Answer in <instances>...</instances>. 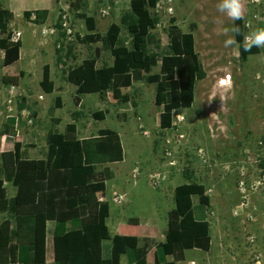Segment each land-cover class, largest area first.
<instances>
[{"label":"rangeland","instance_id":"374dc122","mask_svg":"<svg viewBox=\"0 0 264 264\" xmlns=\"http://www.w3.org/2000/svg\"><path fill=\"white\" fill-rule=\"evenodd\" d=\"M247 2V20L264 10V1L256 6ZM218 3L219 0H172L176 24L183 32L193 34L194 47L205 71V78L195 83L193 102L177 110L185 119L172 136L173 132L159 128L161 109L153 105L155 85L134 82L131 88L124 90L131 96V103L127 104L116 102L110 94L100 98L97 93L82 94L79 108L72 102L75 86L66 81L65 72L91 51L75 39L76 35L86 33L85 23L77 18V13L93 16L97 31L102 34L112 22L119 23L129 12V0H106L107 16L99 14L95 0H85V6L80 0H0V6L11 10L16 17L9 28L22 31L20 59L33 66L32 72L24 71L21 76L18 73L21 63L3 67L0 51V137L6 120L20 114L22 98L31 114L38 113L39 96L43 94L39 86L41 70L44 62L49 61L53 72L56 70L51 78L61 89L57 93L43 94L38 119L33 117L31 125L22 120L14 128L20 130L25 139L35 137L43 146L49 132H62L66 124L74 123L71 112L76 110L79 118L75 124L81 134L105 128L119 133L123 161L110 164L115 177L107 181L102 194L110 207L107 226L111 235L136 236L141 246L143 232L153 229L144 225L153 223L158 233L151 239L155 243L163 241L167 212L173 207L174 187L185 183L183 174L189 172L193 179L204 184L210 198L207 222L211 246L208 252L185 250L183 260L176 264H264V185L248 189L244 203L237 184L245 175L256 181L260 171L258 164L264 161V48L241 61L236 44L225 47L224 41L229 36L234 38V33L230 31L225 36L221 34L222 29H231L234 22L218 12ZM44 7L51 13L44 25L23 19L22 11ZM62 14L67 15L72 29L69 39L57 27ZM167 19L160 14V26L154 31L161 49L167 44ZM250 22L253 28L258 23L256 19ZM261 24L264 26V22ZM42 27L55 30L45 38V45L44 37L40 36ZM120 36L126 43L129 41L125 27L121 28ZM67 46H71L73 58L65 57ZM59 48H62L63 64L57 62ZM29 51L30 55L25 58ZM98 61L99 66L110 63V54L102 53ZM158 71L159 66L151 73ZM56 96L62 99L61 108L54 106ZM172 100L178 101V94L172 95ZM50 106L52 116L60 119L57 126L48 118ZM99 110L107 111L105 117L94 120L91 113ZM259 140L262 144L256 146ZM166 151L171 152L168 159L164 157ZM170 161L173 165H169ZM135 167L139 177L132 179L129 173ZM240 168L243 176L239 179ZM155 172L163 178L157 186L150 178ZM116 189L126 193L121 204L111 199ZM129 219H137L140 224L131 225ZM165 259L172 260L171 257ZM120 264H128L126 256L121 257Z\"/></svg>","mask_w":264,"mask_h":264},{"label":"trees","instance_id":"16d2710c","mask_svg":"<svg viewBox=\"0 0 264 264\" xmlns=\"http://www.w3.org/2000/svg\"><path fill=\"white\" fill-rule=\"evenodd\" d=\"M80 1L85 6V0ZM156 1L129 0V12L119 23L112 22L103 34L96 31L93 16L77 13L87 32L76 35L75 39L91 51L65 72L66 80L76 87L72 99L74 106L80 104L82 94L89 93H97L100 98L110 94L120 104L131 103V96L124 90L131 88L134 82L142 81L155 85L153 105L161 108L159 128L168 130L172 111L193 102L195 83L205 78L193 34L183 32L171 16L165 29L167 44L161 49L160 40L154 33L159 22V16L152 9ZM47 15L48 11L44 9L22 13L25 20L33 16L32 21L36 24H44ZM13 17L12 12L0 6L3 67L19 59L21 42L11 41L9 34ZM243 22L235 21L233 27L238 26L246 32ZM57 27L60 28L58 24ZM122 27L130 37L127 43L120 36ZM234 38L241 61L261 51L254 47L251 52H244L242 36L234 33ZM61 51L62 48L57 49V62L63 64ZM102 53L110 54L111 65L97 66ZM69 56L73 58L71 46L66 48L65 57ZM157 66L158 73H151ZM39 85L46 94L54 90L47 64L42 67ZM177 94L178 101L172 100V95ZM22 101L19 111L26 108L24 98ZM54 106L61 107L59 97ZM106 112L95 111L91 117L103 120ZM78 114L72 113L74 121ZM18 117L7 119V142L15 135ZM122 161L123 147L118 132L105 128L91 137L78 138L75 123H68L63 133L47 135L45 159L23 158L20 144L16 142L12 149L1 152L0 213H5L7 218L0 224V264H45L48 222L53 223V264H120L123 255L128 264H176L183 260L185 250L208 252L211 246L207 222L210 198L204 184L193 179L189 172L183 174L187 181L173 190V207L167 212L163 241L155 243L144 238L140 246L136 236L110 234L106 222L110 214L109 203L99 201V197L106 189V181L113 178L106 165ZM260 165L264 167V162ZM5 182L16 189L10 199L6 195ZM69 200L75 203L69 206ZM129 224L137 223L130 220ZM154 231L158 233L157 228ZM166 257L172 260H166Z\"/></svg>","mask_w":264,"mask_h":264},{"label":"crops","instance_id":"0c3cea01","mask_svg":"<svg viewBox=\"0 0 264 264\" xmlns=\"http://www.w3.org/2000/svg\"><path fill=\"white\" fill-rule=\"evenodd\" d=\"M2 8H4V7H2ZM5 9V8H4ZM7 10H9V9H7ZM34 10H38V9H34ZM44 10H47L48 11V15H47V18H46V21L45 22H47V21H49V19H50V17H51V13H50V9H48L47 7H44ZM10 12H12L11 10H9ZM24 11H31V10H24ZM24 11H22L21 12V14L24 12ZM12 14H13V12H12ZM14 15V14H13ZM13 18H16L15 16L13 17ZM12 20H14V19H12ZM44 22V23H45ZM95 23H96V20H95ZM114 23V22H113ZM260 23H262V21H260V22H258L257 24H256V27L257 26H259V24ZM39 25H44V24H39ZM107 30V29H106ZM96 31H97V25H96ZM86 32H87V30H86ZM98 32V31H97ZM106 32V31H105ZM104 32V33H105ZM246 32H247V30H246ZM99 33V32H98ZM85 34V33H84ZM103 34V33H102ZM57 39V38H56ZM98 46V45H97ZM261 49V48H260ZM20 50H21V48H20ZM1 51V50H0ZM3 53V52H2ZM27 55H30V51L29 52H27L26 53V56H25V58L27 57ZM101 56V55H100ZM111 57V56H110ZM2 58H3V56H2ZM21 58V53L19 52V59H18V61H16L14 64H16V63H21L20 64V66H19V69H20V71L18 72L21 76L23 75V73H24V71H29V73L30 72H32L33 71V66H32V64L31 65H29V63H23L22 62V60L20 59ZM100 58V57H99ZM24 59V58H23ZM21 60V61H20ZM83 60V59H82ZM81 60V61H82ZM98 63H99V61H98ZM98 63H97V66L98 67H101V66H103V65H105V64H103V65H98ZM111 63H112V58H111V61H110V63H108L107 65H111ZM14 64H12V65H14ZM45 64H47L48 66H49V69H50V79H51V81L53 82V80H52V75L51 74H53V73H55L56 74V70L53 72V69H52V65H51V63L49 62V61H47V62H44V64L43 65H45ZM12 65H10V66H12ZM10 66H8V67H10ZM43 67V66H42ZM26 69H28V70H26ZM41 77H42V70H41ZM61 77V76H60ZM63 78L61 77V80H62ZM65 79H66V75H65ZM41 81V80H40ZM40 81H39V83H40ZM64 80H62V82H63ZM67 81V80H66ZM68 82V81H67ZM40 86V85H39ZM53 86H54V90H53V92H55V93H57L60 89H61V87H58V86H55L54 85V82H53ZM75 89H76V87H75ZM40 91L44 94L45 92L41 89V87H40ZM52 92V93H53ZM52 93H50V94H52ZM41 95V100H40V102H39V111H40V109H41V101L44 99V95ZM46 94V93H45ZM56 97H59L60 98V101H61V106H62V99H61V97L60 96H56ZM56 97L54 98V104H55V100H56ZM73 99V98H72ZM154 100V99H153ZM73 102V101H72ZM81 106V102H80V104L76 107V106H74L75 108H79ZM59 108H61V107H59ZM158 108H160V107H158ZM52 109V107L50 106L49 108H48V112H47V115H49L48 116V118L51 120L50 122L53 124V126H57L58 124H59V121H60V119L59 118H56V117H53L52 116V114L53 113H50V110ZM161 109V108H160ZM39 111H38V113L37 112H33L32 113V115H33V117L35 118L36 117V119H38V115H39ZM73 112H77L76 110H73L72 112H71V117H72V113ZM79 118V114H78V117H77V119ZM74 123H76L77 122V120L76 121H74L73 120V117H72V119H71ZM8 121L9 120H6V122H5V124H4V127H3V132H2V135H1V137H0V154H1V152H3L4 150H6V149H12L13 148V144L16 142V143H19L20 144V150L22 151V155H23V158H25V159H45L46 158V156H47V138H46V141H45V144L43 145V146H40L39 144H38V140L35 138V137H33L32 139H30V140H27V139H25L23 136H21V131L20 130H18V129H16L15 130V128H14V130H15V135L13 136V138H12V140L9 142H7V141H5V136H6V133H5V129H6V125L8 124ZM19 122H21V121H19ZM19 124V123H18ZM67 125V124H66ZM66 125H65V127H66ZM76 125V129H77V136H78V138H88V137H91V136H93V135H96L97 134V131L98 130H96V131H94L93 133L91 132V133H83V134H81L80 132H79V128H78V126H77V124H75ZM15 127V126H14ZM65 127H64V129H63V131L62 132H58V131H56V130H52L51 132H58V133H63L64 132V130H65ZM50 133V132H49ZM48 133V134H49ZM21 136V137H20ZM111 164V163H110ZM110 164H107L106 166L109 168V166H110ZM135 168H137V167H135ZM110 169V168H109ZM134 168H132L131 170H133ZM138 169V168H137ZM113 173V172H112ZM130 174V173H129ZM115 177V174L113 173V178ZM139 177V175L137 176V178ZM112 178V179H113ZM136 178V179H137ZM112 179H110V180H112ZM110 180H108V181H110ZM106 183H107V181H106ZM4 185H5V189H6V195H7V198L8 199H10V198H12L15 194H16V189H15V187H13L10 183H8V182H5L4 183ZM116 187H118L117 185H116ZM175 188V187H174ZM120 189H116V190H113L112 191V193H111V199L113 198V196H114V194H116V193H123L124 195H125V197H126V193L125 192H122V191H119ZM104 193V192H103ZM102 193V194H103ZM102 194L100 195V197H99V201H107V199H106V197L104 198L103 196H102ZM125 201V198H124V200L122 201V203ZM108 202V201H107ZM75 203V201L74 200H69V202H68V204H69V206H72L73 204ZM115 203V202H114ZM118 204V203H117ZM121 204V203H120ZM172 208V207H171ZM170 208V209H171ZM169 209V210H170ZM168 210V211H169ZM7 218V216H6V214L5 213H0V224L4 221V219H6ZM130 220H136V225L135 226H138L139 224H140V222L138 221L137 222V219H129L128 220V223L130 222ZM107 222V221H106ZM147 223V222H146ZM131 225H134V224H131ZM144 226H150V228L151 227H153V229L152 230H150L149 228L148 229H146L144 232H143V236L141 237V239L143 238H146V239H151V238H154L153 237V234H154V228H156V226H155V224H145ZM46 227H47V232H46V242H45V249H46V253H45V259H46V263L45 264H53V253H52V241H51V231H52V229H53V223L52 222H48L47 224H46ZM113 236V235H112ZM152 240V239H151ZM161 240H159V242H160ZM158 243V242H157ZM143 245V244H142ZM121 261V260H120Z\"/></svg>","mask_w":264,"mask_h":264},{"label":"built area","instance_id":"2783aa9c","mask_svg":"<svg viewBox=\"0 0 264 264\" xmlns=\"http://www.w3.org/2000/svg\"><path fill=\"white\" fill-rule=\"evenodd\" d=\"M264 0H259V3H256L255 0H248V4L250 5H260ZM96 4L99 6V14L101 16H107L109 15V8L105 7V2L106 0H95ZM172 0H157L153 6V12L156 13L158 16H160V14H163L164 16H167V18L173 16L174 10L172 7ZM24 19V18H23ZM252 19H256L257 22H264V10L260 12V14H253V16L248 20V22L251 24V20ZM22 20L21 18H19V21ZM25 20V19H24ZM33 20V16L28 20V21H32ZM168 20V19H167ZM33 22V21H32ZM10 25V24H9ZM58 25L60 26V28L62 29V31L65 33V36L67 39H69L72 35V29L70 26V22L69 19L67 17L66 14H62L61 18L59 20ZM244 25V22H243ZM160 26V21L156 24V29ZM155 29V30H156ZM246 30H248L247 28H245ZM55 30L54 29H46L45 27H42L40 30V36L44 37V45L45 42L47 40H45V38H47L48 35H52L54 34ZM9 34H10V40L13 42H17L22 40V31H20L19 29H16L15 27L9 28ZM39 98L41 99L42 97L39 96ZM181 109V108H180ZM179 109V110H180ZM19 115V117L16 119V125L19 123V121L22 120H26L27 124L31 125L34 121L33 115L31 114V112L25 108L23 110L20 111V114H16L15 116ZM184 116L179 114L177 112V110H173L172 114H171V128L168 129L167 131L173 132L171 135H175L174 132L176 131V127L178 126V124L182 123L184 121ZM262 144V140H259L258 142L256 141V146L257 145H261ZM167 150V149H166ZM171 156V152L170 151H166L164 154V157L168 159V157ZM264 161H260L259 162V166H260V171L258 173V181L254 180V178H245V176H243L242 172H241V168L240 171H238L239 173V179L241 176H243V178L241 180L238 181V190L239 192H241V199L244 203H246L247 201L244 200V198L246 197L245 192L250 189L252 190L253 187H257L258 186H263L264 185V167H262L260 164L263 163ZM169 165H173V162H169ZM139 175V171L137 168H134L133 170L130 171V176L132 179H136L137 176ZM151 181L152 184L154 186H157L160 181L163 179L161 177V175L158 172L153 173L151 176ZM249 185V188H248ZM125 195L123 193H116L114 194L112 200L115 203H122V201L124 200ZM190 264H193V262H190Z\"/></svg>","mask_w":264,"mask_h":264},{"label":"clouds","instance_id":"9594fccd","mask_svg":"<svg viewBox=\"0 0 264 264\" xmlns=\"http://www.w3.org/2000/svg\"><path fill=\"white\" fill-rule=\"evenodd\" d=\"M259 3V0H255ZM217 10L219 13L226 16L229 20L244 21V27L249 29L247 32H242L238 26L222 29L221 34L228 36L231 31L237 36H242L241 46L244 52H251L255 48H264V26H257L255 28L248 22L246 18V0H219L217 4ZM237 41L229 36L225 41V47H231L236 44Z\"/></svg>","mask_w":264,"mask_h":264}]
</instances>
